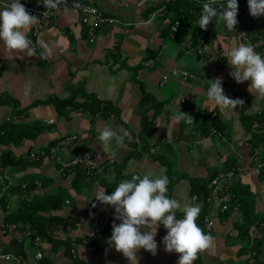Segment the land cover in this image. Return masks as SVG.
Masks as SVG:
<instances>
[{"label": "crops", "instance_id": "1", "mask_svg": "<svg viewBox=\"0 0 264 264\" xmlns=\"http://www.w3.org/2000/svg\"><path fill=\"white\" fill-rule=\"evenodd\" d=\"M83 1L101 8L120 23L102 26L94 41L90 42L79 14L73 9L58 6L55 16L42 23L39 34L34 38L36 55L29 57L20 53L8 59L0 43V98H14L19 107L16 113L14 105L5 107L0 104V122L12 118L22 124L38 121L43 124V130L33 138L0 143V198L3 196L4 199V206L0 202V248L12 255H21L25 264H75L76 260L84 264H130L108 243L114 207L101 204L93 196L101 190L111 194L121 181L131 179L133 175L151 174L153 178L166 175L169 179L163 161L171 160L175 166V182L167 195L177 199L181 207L195 204L190 195V179H206L213 170L225 169L228 158L242 165L245 173L241 181L249 184L252 190L258 185V192L264 199V179L258 181V174L254 171L261 164V154H256L261 153V148L254 150L256 156L252 158L248 134L240 121L241 106L235 109L218 106L208 99L206 92L209 87L207 80L219 77L229 98L244 100L245 113L261 110V107L257 109L253 105L261 98L248 90L251 82L237 83L229 75L232 69L224 56L230 47L239 44H251L264 55V32H253L254 40L251 41L240 25L249 23L254 17L243 13L236 30L219 31L213 43L206 44L201 50L199 46H189L191 31L185 34L178 31V38L167 37L174 42L173 52L168 54L162 53L168 46L166 38L159 35L161 26L155 19L157 13L147 12L150 5L161 0ZM241 8L242 5L238 7ZM31 30L26 32L30 40L33 39ZM115 44L119 49L117 57L113 55ZM181 55L188 56L187 60L180 61ZM172 69L186 70L191 77L170 76ZM163 76L168 77L163 79ZM167 83L168 88H177L178 93L174 90L163 98L160 87ZM77 88L80 89L77 100L82 99V91L93 94L103 104L108 103L109 113L73 109L67 117L59 116L53 103L45 102L53 97L65 98ZM143 92L148 96L145 97ZM181 98L188 99L178 103ZM208 107H212L213 113H207V116L212 118L218 113L229 124L226 133L213 134V130L207 131L206 135L200 133L197 122L202 117V110ZM23 109L27 111L23 113ZM179 110L189 115L194 113L193 123L186 120L177 122L175 117ZM49 118L54 119L52 124L44 122ZM145 118L150 120L145 121ZM106 125L118 133L124 130L130 133L132 139H126L125 148H117L113 143L107 153L104 152L98 136ZM149 130L151 134L145 135ZM142 132L143 139L140 137ZM69 135L74 136L73 143L57 149L63 158H71L78 151L94 149L106 160L112 157L113 150L116 151L112 164L87 176L90 180L82 179L77 187L73 185L74 172L63 173L52 162L37 163L29 159L30 151L45 150L51 141L56 142ZM55 142L50 147L55 146ZM235 148L242 155L232 154ZM4 151H9L14 160L7 162L6 155V165L2 166ZM31 180L36 185L33 193L39 198L46 199L50 194H59L63 190L60 208L40 212L46 222L42 232L20 219L23 199L28 195L25 189ZM261 198L257 196L264 212ZM211 205L210 217L214 224L212 233L207 234L211 233L213 245L199 253L200 264H227L226 261L231 259L236 262L239 245L229 247L225 238L229 231H235L232 223H221L218 205ZM182 215V212L177 213L178 218ZM115 222L119 224L121 221ZM25 229L39 233V246L33 243L31 236L22 234ZM166 234L167 229L160 224L155 236L158 245L156 255L141 248L137 252L139 264H177L180 254L165 251L163 237ZM38 248L43 253L41 260L34 257Z\"/></svg>", "mask_w": 264, "mask_h": 264}, {"label": "clouds", "instance_id": "2", "mask_svg": "<svg viewBox=\"0 0 264 264\" xmlns=\"http://www.w3.org/2000/svg\"><path fill=\"white\" fill-rule=\"evenodd\" d=\"M42 3L46 10L55 9L61 0H42ZM219 3L220 0H207L202 5L200 18L195 25L206 29L210 22L218 20L228 31L236 30L238 0H223L220 10L216 7ZM248 6L253 17L264 16V0H248ZM38 22V17L30 14L20 0H6L0 4V43L8 59L20 53L29 57L36 55L26 32ZM224 56L232 69L229 75L237 83L250 81L248 90L264 99V55L258 53L251 44H240L230 47ZM20 58L23 59L22 56ZM207 84V97L216 105L233 109L244 105L243 99H231L225 94L221 78L207 80ZM180 101L177 100L178 103ZM175 119L177 122L186 120L189 124L193 123V117L181 110ZM126 139H132L127 130L118 133L107 125L98 136L104 152L113 143L117 148H125ZM111 156L115 158V150ZM168 184L166 175L155 178L151 174L142 177L133 175L131 179L121 181L111 194L101 190L93 196L101 204L114 207L112 234L108 243L121 252L130 264H139L137 252L141 248L156 255L158 245L155 236L160 224L167 229L163 237L165 251L180 254L177 264H193L199 253L213 245L212 236L197 224L202 205L197 203L181 207L177 199L167 195ZM178 212H182V218L177 217ZM116 220L121 222L117 224Z\"/></svg>", "mask_w": 264, "mask_h": 264}, {"label": "trees", "instance_id": "3", "mask_svg": "<svg viewBox=\"0 0 264 264\" xmlns=\"http://www.w3.org/2000/svg\"><path fill=\"white\" fill-rule=\"evenodd\" d=\"M207 0H161L160 2L150 5L147 8V12L151 13V11H156L157 17L155 18L156 21L159 24L160 30L159 35L163 38L171 37V38H178L177 34L178 31L182 33H186L188 31H191L190 36V45L194 48L197 46L200 47V50L202 47H204L206 44H208L210 41L215 40L216 36L218 35L219 31L222 30L221 28V22L218 20H214V22H210L208 27L206 29L200 28V26L196 24V22L200 18V13L202 10V5L206 3ZM223 4V0H220V3L216 5L217 9L220 10L221 6ZM243 6V8L238 9V16L237 20L238 23L241 21V15L243 13H247L250 15L248 2L246 4L241 3L238 0V7ZM251 20V19H250ZM175 21L179 22V28L174 35H171V26ZM195 25V26H194ZM238 25V24H237ZM236 25V26H237ZM244 31V35L249 40H254V37L251 36L253 32L259 33L264 32V18L261 20H258L256 17H254V20L250 21L247 24H240ZM34 38H31L32 46H34ZM114 57L118 56V45H114ZM80 90L79 88L76 89L74 93L69 94L65 98H57L53 97L48 100H45V102L53 103L57 113L59 116H65L67 117L69 113L73 109H80L83 112H97L103 111L104 113H109V108L106 106L108 103H102V101L98 100L96 96L93 94L86 93L85 91H82V99L77 100V91ZM144 93V92H143ZM147 93H144V96L146 97ZM148 96V95H147ZM7 96L1 97L0 101L3 102V100H7ZM11 99V98H9ZM184 100L183 102H185ZM14 104L15 112L18 113V107L16 106L17 102H12ZM156 106V104H154ZM22 109V108H20ZM17 110V111H16ZM26 110V109H25ZM23 109V113L25 112ZM105 110L107 112H105ZM27 111V110H26ZM240 113V121L244 127L245 132L248 134V142H249V153H252V158L256 156V154H261V164H259V172L257 173V179L258 181H263L264 179V108H262L260 111L251 112V113H245L244 107L241 106L239 109ZM206 113H213V111H207ZM27 114V113H25ZM207 114L202 113L201 119L197 122L198 128L200 129V133L203 135L208 134L207 131L213 130L214 133H226L228 130V126L218 115V113H215L213 117ZM145 121H149V118H145ZM256 124V126H254ZM43 130V124L38 122H31L22 124L19 122H15L14 119L3 120L0 122V143H15L19 140H22L23 138L30 137L33 138L37 136L41 131ZM142 130L144 131V126H142ZM151 130H154L151 129ZM151 130H149L145 135H150ZM210 134V132H209ZM61 139V138H60ZM59 139V140H60ZM17 140V141H16ZM54 140L51 141V143L43 150L45 153H48L49 147L54 144ZM56 142H58L56 140ZM55 142V143H56ZM261 148V153L257 152L255 154L254 150H257V148ZM4 155H2L1 159H3V162L1 165H6L5 162V156L8 155V158L6 159L7 162L11 163L14 159L9 155V151H4ZM40 161H47L46 157H40L39 160L36 162L39 163ZM237 160H233V158H228L227 164L225 169L222 171H234L235 173H239V171L245 173L241 168L242 166H239V163L236 162ZM167 166V173L169 175V184H168V193L171 191L174 182L175 177L173 176L174 170H172L173 163L170 161H163ZM217 171L219 170H213L210 174V176L206 179L204 178H198L193 177L190 179V195L191 197L193 195H197L200 199V204L202 205V209L200 212V215L197 219V224L204 230V232L207 234L208 231L205 230L204 227V221L208 213L211 211V204L205 202V198L210 194V189L208 187L209 178L213 176ZM69 172H74L73 176V185L78 186L79 182L86 178L87 175L85 174V170L82 167H76L74 169H70ZM241 178H235L230 183H228V186L224 189V193L229 195V199H222L221 203H227L229 205V209L224 212H219V217L222 220L228 219V217L231 215V209L234 205L238 206V209L241 213V216L239 218H236L235 220L230 221L232 223V226L234 230L236 231L235 238L240 239L243 237H247V244L245 245H239L237 252H236V258L238 261L234 262L233 259L227 260V264H264V212H256L253 211V206L256 203L255 196L252 194L253 190L250 188L249 184L244 183ZM36 185L34 184V180L30 181V185H27L25 192L28 194L25 199H23V207L21 208V215L20 219H23L24 222H29L32 226H34L35 229L39 230V232H42L43 227L46 222L43 221V217H41L40 212L44 211H50L57 208H60L62 205L63 199L60 195L63 194V190L61 189V192L59 194H50L46 199L44 197L39 198L36 196L34 192ZM167 193V194H168ZM3 198V196H2ZM0 198V202L2 203L1 206H4V199ZM219 210V206H218ZM50 220V218H49ZM56 220H62L63 219H56ZM253 224V225H252ZM251 225L254 226V232L251 230ZM201 259L198 257L194 261L193 264H200ZM75 264H84L79 261H75Z\"/></svg>", "mask_w": 264, "mask_h": 264}, {"label": "built area", "instance_id": "4", "mask_svg": "<svg viewBox=\"0 0 264 264\" xmlns=\"http://www.w3.org/2000/svg\"><path fill=\"white\" fill-rule=\"evenodd\" d=\"M241 3L246 4L248 0H239ZM2 4L3 1L0 0ZM21 3L25 6V8L30 12V14L35 15L38 17V24L32 26L31 34L33 37H37L40 32L41 26L43 22L49 21L51 18L55 16L56 10L58 6H62L64 8H69L75 10L79 14L80 23L85 27V32L89 37V41L93 42L97 31L105 25H115L120 23L118 19L106 14L104 10L101 8L92 5L90 3H86L83 0H61V3L55 9H47L45 8L42 0H34L32 2H23ZM258 20L264 18V16L256 17ZM179 22L175 21L171 26V35L173 36L174 33L178 31ZM175 30V31H174ZM145 65H148V62H144ZM170 76H182L183 78L191 77V75L186 70L180 69H172L169 72ZM168 76H163V79H166ZM188 98H181V101H184ZM44 122L48 124H52L54 122L53 118L44 119ZM1 133V131H0ZM74 136L69 135L62 137L58 140L57 144L53 147H49L48 153H45L43 150L40 152L30 151L29 159L33 161H37L40 157H46L48 162H52L53 164L57 165L61 172L69 171L70 169H74L76 167H82L85 170V174L87 176H92L103 170L105 165H110L114 162L112 157H108L106 160L102 159L101 153L95 151L94 149H89L86 151H78L74 156L71 158H63L58 153V147H65L73 143ZM258 168H255V173H258ZM242 172L235 173L234 171H217L213 176L209 178L208 187L210 189V194L205 198V202L210 204H217L219 206V211L224 212L229 209V205L227 203H221V200L229 199V195L224 193V189L228 186L235 178H241ZM192 200L195 204H200V199L197 195H193ZM241 213L238 209V206L234 205L231 209V215L228 219L223 221H232L236 218H239ZM205 230L211 232L213 229V221L211 219H205ZM22 234L24 236H31L32 241L36 246L40 244V235L38 232L34 230L25 229ZM232 234H236V231H232ZM35 259L41 260L43 258V253L38 248L35 253ZM0 262H14L16 264H25L21 255H12L11 253L5 252L0 248Z\"/></svg>", "mask_w": 264, "mask_h": 264}, {"label": "rangeland", "instance_id": "5", "mask_svg": "<svg viewBox=\"0 0 264 264\" xmlns=\"http://www.w3.org/2000/svg\"><path fill=\"white\" fill-rule=\"evenodd\" d=\"M119 21V20H118ZM221 28H222V30H220V31H222V32H224L223 30H225L226 31V28H225V26L223 25V27L221 26ZM180 32V31H179ZM185 34V33H184ZM212 41H210L209 43H211ZM208 43V44H209ZM213 43V42H212ZM165 44H167V49H165V51L164 50H162V53H168V54H171L172 52H173V46H174V42L170 39V38H166L165 39ZM213 46H214V44H212ZM240 45V44H239ZM204 53H203V55H205V49H204V51H203ZM186 58V60H187V58H188V56H186V55H181L180 57H179V60L180 61H185L184 59ZM202 59H204V58H202ZM213 79H215V78H212V79H208V80H213ZM168 86H169V83H167L166 84V86L165 87H160V91H161V94H162V97L163 98H167L169 95H170V93L171 92H173L174 90H175V93H178L177 91H178V89L176 88H168ZM174 87L175 86H177V85H173ZM249 96H252V95H249ZM7 97H9V96H7ZM9 98H11V97H9ZM9 98H7V100H3V102H1L0 101V104H1V106H5V107H9V105L12 107L14 104L12 103V102H14L15 103V99L14 98H11V99H9ZM234 98H236V97H234ZM253 105H256L257 107V109H259L258 107H261V109L262 108H264V99H260L258 102H254L253 103ZM17 107H18V105H16ZM19 108V107H18ZM212 107H208L206 110L205 109H203L202 110V113H204V114H207L206 112H207V110H209L210 111V109H211ZM210 114V113H209ZM194 115V113H192V115L191 116H193ZM0 117H1V114H0ZM147 117H149V114L147 115ZM230 123V122H229ZM229 125V124H228ZM231 126H232V124H231ZM140 137L143 139L144 138V135H143V132L142 133H140ZM226 145V144H225ZM228 148V145H227V147L225 148V150ZM224 149V148H223ZM236 150V148L234 149V151H232V154H234V155H242V154H240L239 153V151H235ZM169 161H171V160H169ZM240 166H242V165H240ZM173 167L175 168V166L173 165ZM174 168H172V170H174ZM224 168V167H223ZM91 178L89 177V178H84L83 180H86V181H88V180H90ZM255 190H253V195L256 197L255 198V200H256V203L254 204V206H253V211H254V213H256V212H261V208H260V206H259V203H258V199H257V196L259 197V198H261V193L259 194V192H258V190H259V187H258V185H257V187H255L254 188ZM260 201L264 204V199L263 198H261L260 199ZM213 205H211V207H212ZM263 212V211H262ZM209 215H207L206 216V218L205 219H211V211L208 213ZM212 220V219H211ZM213 221V220H212ZM219 221L221 222V223H225V221H223L222 219H220L219 218ZM204 224H205V221H204ZM214 224V223H213ZM253 225V224H252ZM251 225V230H252V232H254V226H252ZM212 231H213V229H212ZM212 231H211V233H212ZM210 233V234H211ZM231 234V235H230ZM233 237H234V235L231 233V231H229V235L228 236H226L225 238H226V244L230 247V246H237V245H245V244H247V237H243V238H240V239H237V238H235L234 237V239H233ZM233 242H235V244L233 243Z\"/></svg>", "mask_w": 264, "mask_h": 264}]
</instances>
